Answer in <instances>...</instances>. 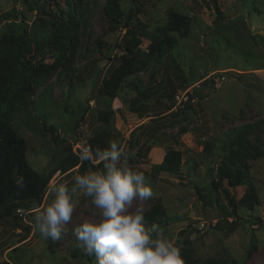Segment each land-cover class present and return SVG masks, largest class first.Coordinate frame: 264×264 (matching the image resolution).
<instances>
[{
  "label": "rangeland",
  "instance_id": "374dc122",
  "mask_svg": "<svg viewBox=\"0 0 264 264\" xmlns=\"http://www.w3.org/2000/svg\"><path fill=\"white\" fill-rule=\"evenodd\" d=\"M37 1L0 0V58L14 63L17 74L22 67L13 60L15 54L7 42L10 30L41 43L51 32L38 20L36 8L45 4L56 15L67 9V0H41L38 5ZM72 1L80 26L67 55L59 59L48 47L41 52L44 55L33 58L32 42L34 52L27 57L33 64L55 66L52 74L42 78L26 73L29 88L18 82L21 87L8 85L0 92L3 111L14 108L10 125L27 142L28 165L39 174L51 175L41 207L50 201L52 183L67 182L71 189L75 175L102 169L99 163L79 159L67 172L61 166L67 159L78 158L80 146L106 128L101 118L107 115L119 143L134 153L133 166L149 177L153 190L151 199L134 201L130 211L140 206L145 218L161 219L165 235L180 247L181 256L184 248L189 249L195 264L210 260L264 264V159L247 160L258 205L239 210L241 220L230 233L227 228L234 217L220 214L214 202L204 206L195 189L207 193L213 179L209 170L215 172L237 130L264 120V0H216L221 17L214 12L212 0H120L123 12L134 15L132 22L139 25L136 36L141 54L134 73L110 100L100 94L102 79L107 68L119 65L126 31L108 29L103 14L106 0ZM7 12L17 17H6ZM177 16L186 19L187 34L182 26L178 28ZM155 32L175 39L174 49L163 59L142 34ZM97 40L113 45L112 51L110 46L100 48ZM20 90L26 97L30 94L27 105L18 97ZM259 137L261 146L255 145L254 137L250 143L261 152L264 128ZM169 150L181 152L179 173L151 178V168ZM245 189L246 185H223L220 201L226 211L225 195L238 200ZM74 198L79 204L67 225L69 231L56 242L34 233L29 223L32 216L26 217L22 210L15 219L0 220V264H95L84 258L86 252L77 247L71 229L92 219L96 210L88 198ZM252 246L255 249L248 255Z\"/></svg>",
  "mask_w": 264,
  "mask_h": 264
},
{
  "label": "trees",
  "instance_id": "16d2710c",
  "mask_svg": "<svg viewBox=\"0 0 264 264\" xmlns=\"http://www.w3.org/2000/svg\"><path fill=\"white\" fill-rule=\"evenodd\" d=\"M41 1V0H39ZM37 1V5L39 4ZM67 9L65 12H61L56 15V12L48 10L45 4L36 8L38 20L43 24L48 25L50 28V36L43 42L38 43L34 40H30L26 33L16 35L13 30H10V34L7 36V42L10 44L15 57L16 63L22 67V73L17 74L14 63L5 61L6 59L0 58V92L4 91L8 85H19L18 82H22V87L30 86L25 82L24 75L29 73V76L38 75L42 78L49 77L55 70V66H46L41 62L33 64L27 57L31 56L33 51L32 42L35 43L36 54L32 56L36 58L42 54L44 48H52L59 59H63L70 51L73 42L78 34L80 21L76 18V14L73 11V1L67 0ZM213 10L218 15L222 16V12L216 3V0H212ZM104 18L110 31L123 30L126 33L122 38L121 48L125 52L123 56L118 59L119 65L116 68L109 67L106 70V75L102 79V85L100 88V94L104 97L113 99L116 94L117 88L134 73L135 64L141 54L138 49L140 44L137 35V29L139 25L133 23L134 15L125 14L121 9L120 0H106L105 7L103 9ZM6 17L16 18L14 12H7ZM185 18L177 16L176 24L178 28L183 27L185 34L189 31V25L185 22ZM152 42V47L157 51L159 58H165L169 56L170 52L175 47V39L163 38L155 33H142ZM97 45L100 48H106L112 51L113 45H108L102 40H97ZM20 86V85H19ZM21 87V86H20ZM30 94L33 89H30ZM28 95V97L30 96ZM18 97L22 100L23 105H27L28 97L24 95L21 90ZM173 94L170 92L168 98L172 100ZM10 103H8V106ZM7 106V107H8ZM10 110L3 111L0 103V220L8 218H17L16 214L18 210H22L26 213V217L32 216L33 211L37 206L41 207L44 192L49 182L51 175H42L35 172L27 163L26 150L27 142L20 137L17 132L10 125ZM102 121L105 129L99 131L96 135L90 138L84 146L90 145L93 149H105L110 141L119 142L118 133L109 126V119L107 115L103 116ZM264 128V120H258L252 124H246L237 130L231 143L225 149V152L217 165L215 172L209 170L213 179L210 182V187L207 189V193L195 186L196 194L198 198L203 202L204 206L209 205L211 202L215 203L216 209L225 217L233 216L234 220L229 224L227 232H232L241 218L238 217V211L242 209H252L255 205H258V197L254 185L249 181V167L247 164L248 158H262L264 159V147L263 150H258L256 146L250 143L251 137L256 143L255 145L261 146L262 141L259 137ZM52 132V131H51ZM51 139L58 144L59 140L56 136H52ZM78 158L72 157L62 163L63 172H67L70 169L78 165ZM130 164L133 166L134 160L130 159ZM182 156L181 152L176 150H169L162 162L158 165H154L150 170V177L156 178L160 173L177 174L181 169ZM102 165V164H101ZM134 167V166H133ZM84 170L83 165L80 166V170ZM24 178L26 187L21 190L16 185L18 177ZM230 188H236L241 185H246L245 192L240 199H235L234 196L225 195L226 208L220 201V193L222 192L223 185ZM224 193V192H223ZM238 217V218H237ZM147 226L151 227L152 224L161 226V219L153 218L152 215L146 216ZM254 246L248 250V255H251ZM184 264H195L191 258V252L189 249L183 250ZM73 257H77L74 254ZM84 258L87 261L94 260V257L88 256L86 253ZM234 261H215L210 260L205 264H231ZM4 264V263H3ZM7 264V263H5Z\"/></svg>",
  "mask_w": 264,
  "mask_h": 264
},
{
  "label": "clouds",
  "instance_id": "9594fccd",
  "mask_svg": "<svg viewBox=\"0 0 264 264\" xmlns=\"http://www.w3.org/2000/svg\"><path fill=\"white\" fill-rule=\"evenodd\" d=\"M133 157L127 146L114 140L103 150L80 146V162L99 163L102 169L75 175L71 189L67 182L52 183L50 201L37 206L29 221L34 233L45 240H61L79 204L74 196H83L96 211L92 219L71 231L77 247L94 257L95 264H184L180 247L163 229L156 224L147 226L142 207L130 211L134 201L153 197L149 177L130 164ZM15 183L18 189L26 187L22 176Z\"/></svg>",
  "mask_w": 264,
  "mask_h": 264
},
{
  "label": "built area",
  "instance_id": "2783aa9c",
  "mask_svg": "<svg viewBox=\"0 0 264 264\" xmlns=\"http://www.w3.org/2000/svg\"><path fill=\"white\" fill-rule=\"evenodd\" d=\"M176 99H178V97H176Z\"/></svg>",
  "mask_w": 264,
  "mask_h": 264
}]
</instances>
